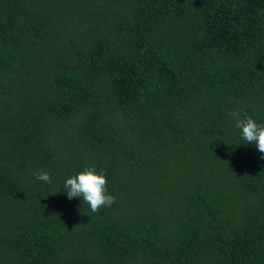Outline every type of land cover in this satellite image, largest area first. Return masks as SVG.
Wrapping results in <instances>:
<instances>
[{"label": "trees", "instance_id": "1", "mask_svg": "<svg viewBox=\"0 0 264 264\" xmlns=\"http://www.w3.org/2000/svg\"><path fill=\"white\" fill-rule=\"evenodd\" d=\"M245 113L264 0H0V264H264ZM89 167L97 213L63 189Z\"/></svg>", "mask_w": 264, "mask_h": 264}, {"label": "clouds", "instance_id": "2", "mask_svg": "<svg viewBox=\"0 0 264 264\" xmlns=\"http://www.w3.org/2000/svg\"><path fill=\"white\" fill-rule=\"evenodd\" d=\"M230 116L239 117L237 112L229 113ZM236 127L240 129L242 139L246 143L254 144L264 158V125L258 124L246 113L243 118H237ZM36 179L50 183L46 171L35 173ZM107 179L103 173L97 174L92 167L67 178L63 189L68 199L79 197L81 202L87 204L92 213H97L102 207H110L115 201L114 197L107 194Z\"/></svg>", "mask_w": 264, "mask_h": 264}]
</instances>
